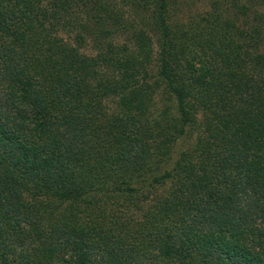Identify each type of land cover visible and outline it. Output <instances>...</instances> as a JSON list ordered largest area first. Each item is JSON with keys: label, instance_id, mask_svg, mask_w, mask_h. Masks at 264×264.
Returning <instances> with one entry per match:
<instances>
[{"label": "trees", "instance_id": "16d2710c", "mask_svg": "<svg viewBox=\"0 0 264 264\" xmlns=\"http://www.w3.org/2000/svg\"><path fill=\"white\" fill-rule=\"evenodd\" d=\"M0 0V264H264V0Z\"/></svg>", "mask_w": 264, "mask_h": 264}, {"label": "rangeland", "instance_id": "374dc122", "mask_svg": "<svg viewBox=\"0 0 264 264\" xmlns=\"http://www.w3.org/2000/svg\"><path fill=\"white\" fill-rule=\"evenodd\" d=\"M177 12L183 20H190L193 17L209 11L211 0H177Z\"/></svg>", "mask_w": 264, "mask_h": 264}]
</instances>
